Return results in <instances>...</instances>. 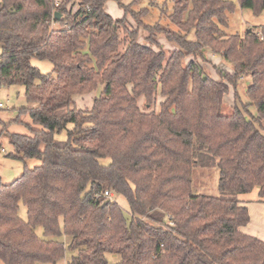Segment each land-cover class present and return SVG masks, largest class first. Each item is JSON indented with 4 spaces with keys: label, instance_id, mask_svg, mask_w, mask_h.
<instances>
[{
    "label": "trees",
    "instance_id": "obj_1",
    "mask_svg": "<svg viewBox=\"0 0 264 264\" xmlns=\"http://www.w3.org/2000/svg\"><path fill=\"white\" fill-rule=\"evenodd\" d=\"M55 1L0 0V87L23 86L16 121L30 118L29 133L7 135L9 155L40 161L0 184V264L55 263L67 249L68 264H264V241L241 231L247 206L193 192L194 170L215 167L220 192L257 187L264 203V26L226 33L232 0H172L167 26L144 22L138 0H113L122 17L108 0ZM208 54L231 71L213 78ZM99 86L90 108L75 106Z\"/></svg>",
    "mask_w": 264,
    "mask_h": 264
},
{
    "label": "rangeland",
    "instance_id": "obj_2",
    "mask_svg": "<svg viewBox=\"0 0 264 264\" xmlns=\"http://www.w3.org/2000/svg\"><path fill=\"white\" fill-rule=\"evenodd\" d=\"M127 3L130 0H122ZM235 4L233 11L227 13L228 25L225 27L226 33H239L243 34L247 28H259L264 26V10L258 14H255L250 9L240 8L237 0H232ZM69 5H73L76 8V3L69 2ZM172 0H138L133 6L134 10L146 9L144 16L142 17L144 22L154 23L159 21L162 26H167V14L171 10ZM71 9V8H70ZM105 10L113 17H122L123 10L119 8L117 3L113 0H108L105 3ZM73 13V11L71 10ZM130 24L134 26L133 21L129 18ZM58 26V25H57ZM169 28H174L169 25ZM140 41H143V37L147 36V33L140 30ZM159 36V35H157ZM159 42L169 50L172 48L170 44H167L163 38H159ZM208 60L202 61L201 65L213 78L218 79V74L215 70V66L221 67L225 70L231 71V66L226 64L219 56L212 54L207 55ZM189 59V58H188ZM187 59V60H188ZM32 64L37 66L41 72H49L52 69V64L47 60L32 59ZM246 79V78H245ZM102 86H99L95 91L84 95H77L73 97V101L76 107L85 109L90 108L92 100L98 95ZM245 82L241 81L238 86V94L243 100L246 101L244 95ZM23 86H10L0 87V102L3 104L0 107V184H6L14 181L23 172L24 167L32 168L39 164L38 159L28 158L22 159L20 157H12L9 153L12 152V147L8 142V134L11 132L29 133L26 123H30V118L26 115L20 117V122L16 121L18 117V110L20 107L27 105V102L23 95ZM233 90L230 89L229 94L224 97V104L222 106V112L229 114L232 110L234 103ZM160 97L156 95L155 101L151 105V108L158 110V101ZM138 105L141 109H145L144 100L140 98ZM254 112V108H252ZM36 127V126H35ZM57 138H65V134L61 133L57 135ZM193 192L204 193L208 195H218L223 197H236L242 204L251 207L255 205L253 200L259 202L257 199L258 188H253L250 192L241 194L223 193L218 189V170L215 167L197 168L194 170L193 176ZM118 203L123 207L126 212L127 204L122 197L117 198ZM243 200V201H242ZM247 201V202H244ZM252 203V204H251ZM20 216L25 217V208L20 207ZM250 221V229L254 231L258 238L264 241V223L261 216L252 214ZM41 234V230H38ZM58 240L68 243L69 239L66 236L57 237ZM73 253L70 250H66L64 256L57 260L55 263H38V264H68ZM118 257L116 255L107 254V264H112Z\"/></svg>",
    "mask_w": 264,
    "mask_h": 264
},
{
    "label": "crops",
    "instance_id": "obj_3",
    "mask_svg": "<svg viewBox=\"0 0 264 264\" xmlns=\"http://www.w3.org/2000/svg\"><path fill=\"white\" fill-rule=\"evenodd\" d=\"M69 7L73 11V13L78 9V5L77 4H76V8L73 5H69ZM244 202H247V201H244ZM253 203H255V205H253L252 207H251V205L250 206H247L250 220L252 218V214L253 215H256L257 214L258 217L261 216L262 221L264 223V203L263 202H257V201H255V199L253 200ZM249 223H250V221H249ZM249 223L246 226L241 227V231H243V232H245L247 234L253 235V236H257V234L254 231H251V229L249 227L250 226Z\"/></svg>",
    "mask_w": 264,
    "mask_h": 264
},
{
    "label": "built area",
    "instance_id": "obj_4",
    "mask_svg": "<svg viewBox=\"0 0 264 264\" xmlns=\"http://www.w3.org/2000/svg\"><path fill=\"white\" fill-rule=\"evenodd\" d=\"M58 4H59V1L56 0V1H55V6H58ZM2 106H3V104L0 102V107H2ZM104 195L108 196L109 198H112V194L109 193L108 191H105V192H104Z\"/></svg>",
    "mask_w": 264,
    "mask_h": 264
},
{
    "label": "water",
    "instance_id": "obj_5",
    "mask_svg": "<svg viewBox=\"0 0 264 264\" xmlns=\"http://www.w3.org/2000/svg\"><path fill=\"white\" fill-rule=\"evenodd\" d=\"M54 17L58 19V18L60 17L59 12L55 11V12H54ZM248 31H249V29H248Z\"/></svg>",
    "mask_w": 264,
    "mask_h": 264
}]
</instances>
